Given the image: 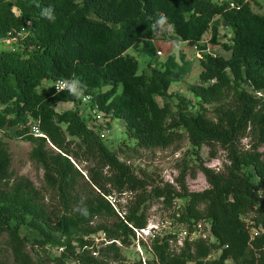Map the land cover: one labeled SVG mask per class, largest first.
I'll return each mask as SVG.
<instances>
[{
  "label": "trees",
  "instance_id": "trees-1",
  "mask_svg": "<svg viewBox=\"0 0 264 264\" xmlns=\"http://www.w3.org/2000/svg\"><path fill=\"white\" fill-rule=\"evenodd\" d=\"M13 6L20 11L19 17L13 14ZM48 6L54 8V22L41 15ZM161 16L167 18L163 28L156 23ZM216 17L228 27L223 40ZM27 22L29 34L22 51L0 50V128L17 129L28 118L39 121L41 131L59 152L50 155L46 138L28 134L33 143L29 157L43 170L46 188L55 193L66 213H71L69 206L78 200L70 192L83 177L68 159L78 154L61 124L70 137L79 140L76 147H83L82 156L93 165L87 169L90 189L76 211L71 216L57 215L40 202L29 179L11 182V158L0 142V234L7 233L14 262L33 264L19 234L24 228L44 252L46 247L60 249L52 257L54 264H127L120 246H130L132 228L146 225L142 205L153 197L165 205L179 198L183 202L179 217L173 213L171 219L189 231L197 222L206 221L213 238L185 240L176 251L169 241L172 234H164L152 240L154 262L264 264V150H259L264 148V102L258 103L238 88L245 83L254 91L264 89V14L253 12L249 0H0V38ZM206 33L210 34L207 43L220 45L229 56L206 53V44H200ZM155 34L198 46L200 84L191 91L203 103L234 88L233 107L217 108L216 122L203 110L172 114L167 103H157L156 97L166 96L170 84L187 72L188 63L182 53L170 54L160 66L150 65L148 73H139L138 61L127 50L140 49L154 56ZM62 79L85 84L88 108L97 106L103 117L122 120L126 135L137 146H168L179 138L177 128H182L193 154L198 156L201 146L217 145L226 152L228 163L221 172L199 165L209 184L203 191L188 192L181 174L175 179L179 191L165 182L147 194L145 180L117 159L77 108L56 110L61 103L83 105L82 98L63 91L56 94L54 84ZM169 113L173 118L166 124ZM89 114L92 117L91 110L88 120ZM247 131L252 137L249 151L240 146ZM113 190L137 194L122 216L105 198ZM94 218L111 223L92 225ZM99 233L119 241L120 246L112 242L97 250L91 239ZM214 252L217 257L211 258Z\"/></svg>",
  "mask_w": 264,
  "mask_h": 264
},
{
  "label": "rangeland",
  "instance_id": "rangeland-1",
  "mask_svg": "<svg viewBox=\"0 0 264 264\" xmlns=\"http://www.w3.org/2000/svg\"><path fill=\"white\" fill-rule=\"evenodd\" d=\"M262 5V8H257L254 4H251V9L255 13L264 14V0H257ZM220 27V38L223 40V33L225 31V24ZM168 32H170L169 26H167ZM210 38V34H205V40ZM153 42L155 47V55L148 56L140 49L129 48L127 53L138 61L139 73H148L149 66L157 67L160 66L170 54L178 56L180 53L184 55L185 61H187V72L182 75L178 81L172 82L168 88V94L166 96H157L156 101L161 106L167 103L171 107V113L174 114L177 111L183 110L185 112H194L196 110H203L206 113L207 118L216 122V109L219 107L230 108L233 107V96L234 88L225 90L220 96L215 98L210 103H203L197 96H195L191 88L199 85V73L200 67V57L201 54L193 49V46H189L185 42H172L165 38L155 34L153 36ZM156 51H161L162 55L157 56ZM206 53H212L213 55L229 56L227 51L221 49L220 45H211L207 48ZM46 84V82H45ZM238 88L244 89L247 93L252 95L258 103L264 102V89L260 91H254L245 83H239ZM56 105L57 111L67 110L77 108L80 116L84 121H89V126L98 130L99 132H104L105 137L103 138L104 144L107 148L116 155L117 159L129 166L137 177L142 178L147 183V194L150 193L152 187L162 186L165 182L174 181L180 178L181 174L184 176V185L188 192H200L209 188V184L206 181L203 174L198 170L199 165L206 166L213 169L214 171L221 172L224 165L228 163L226 152L219 146L215 145L213 148L209 149L207 146H201L199 149V154L196 156L193 154V148L189 143L187 134L182 128H177V132L180 134L179 138L176 139L172 144L168 146H152L148 148H141L136 145L134 139H130L124 128V122L120 119H109L108 117H100L99 119H94L89 114V120L86 117L88 114V104L76 106L73 103ZM92 113V112H91ZM169 113L166 119V124L171 121L172 115ZM62 131L64 132L67 139L72 140L71 148L77 152L78 158L68 156L71 164L80 172L83 179L79 177L78 185L70 192V194L78 198L75 204L69 206L71 213H66L65 208L60 205L56 198L55 193L48 190L43 181V170L40 169L35 162L29 157V152L32 148L33 143L28 140V134L22 132L14 127L0 128V142L5 146L7 152L11 158V164L9 171L11 173V182H15L20 177L29 179L36 191L39 194L40 202L45 205L48 209H53L57 212V215L66 213V215L71 216L72 211H76L82 200L85 198V194L89 191L90 187L86 185V180L88 179L87 169L92 167L93 162L90 160H85L82 156L83 147H76L79 140L72 138L67 134L66 125L61 124ZM252 137L247 131L246 134L240 140V146L242 150L249 151ZM45 148L50 152V155H55L59 150L52 144L46 142ZM260 151L264 148H260ZM211 151L213 155L211 154ZM251 171V170H250ZM193 173L194 176H193ZM104 176H108V171H103ZM254 185H257V179H253ZM174 186L177 184L174 182ZM86 188V189H84ZM179 191V187L176 188ZM115 197L117 209L120 214L123 215L127 211L128 205H130L137 194L134 193H121L116 192L111 193ZM183 202L177 198L174 199L170 205H165L161 200L149 197L147 201L142 205L145 210L147 219L155 218L160 220L170 219L173 213L180 214ZM246 223L250 224L249 218H245ZM204 222V221H203ZM99 223H104L105 225H110L111 220L107 221L101 218H94L92 220V225H97ZM202 229L206 230V226L203 223ZM253 233V232H252ZM19 234L23 237L25 251L31 257L33 264H54L52 262V257L57 256L60 253V249H54L46 247L45 252L40 249L34 242V235L25 230L24 228L19 229ZM93 246L98 250L104 247L107 243L104 242L100 237L96 239H91ZM210 241V240H205ZM213 241V239H212ZM146 242H136L132 240L130 246L122 247L121 254L125 257L127 264H134L138 261L140 257V252L137 249L139 244L140 249L143 252V247L151 246L152 241ZM140 244H143L140 245ZM117 245V244H116ZM177 251V249H176ZM217 257V253H212L211 258ZM68 263H72L68 261ZM0 264H16L13 260L10 248L8 246V236L6 232L0 234ZM73 264V263H72ZM193 264V263H189Z\"/></svg>",
  "mask_w": 264,
  "mask_h": 264
},
{
  "label": "built area",
  "instance_id": "built-area-1",
  "mask_svg": "<svg viewBox=\"0 0 264 264\" xmlns=\"http://www.w3.org/2000/svg\"><path fill=\"white\" fill-rule=\"evenodd\" d=\"M230 6L232 7L234 6V4L231 3ZM29 26H30V23L27 22L25 26L19 29H12L9 32H7L5 36L0 38V50L3 49V50L11 51V52L22 51V49L24 48L23 41L26 38V36L29 34V30L27 28ZM204 40L201 41L200 44L202 43L206 44V49H205V52H206L207 48L211 45L207 43L208 39H206V41ZM193 49L198 53L200 52L197 45H193ZM156 55L161 56L162 52L156 51ZM58 82L59 81H57L54 84L55 89H56V85L58 84ZM85 97L87 98L86 99L82 98L83 105H87L90 102V97L88 95ZM89 110H91L92 117L94 118L92 119V121L99 119L98 113L101 114L100 117L103 116V113L98 111L97 106H94L93 108H89ZM17 129L26 131L27 134L32 135L33 137L47 139L46 135L40 129L38 120L28 118L24 122L20 123L17 126ZM100 137L101 138L105 137V133L103 131L100 132ZM47 142L49 143L48 139H47ZM168 182L169 184L173 185L175 180L168 181ZM105 198L109 201L112 207L119 213V215L122 216L120 214V211L117 209L116 205L114 204V202H116L115 200L116 198L113 197L112 195H108ZM175 216L176 218H178L179 214L177 213L175 214ZM203 223L206 226V230L202 229ZM132 229L134 232L133 240L138 243L143 242V241L148 243L147 241H152L155 238H158V239L162 238L164 234H167V233L172 234V237L169 241L172 244V246L175 248V250L176 249L178 250L179 248H181L185 240L194 241L197 239H202V240L208 239L212 241L213 239L210 233V225L206 221L197 222L196 224L192 226L191 231H189V229L186 226L185 227L180 226V224H178L175 219L170 218L166 220L165 219L160 220V219L150 218V219H147L146 225L144 227L139 228V229H136V228H132ZM96 237H100L107 244L114 242L117 245H120L119 241L108 240L104 233H99V235H95L94 237H92V239L94 240L96 239ZM140 245L143 246V244H140ZM136 247L140 252V257L138 259L140 264H158L153 261L154 258L151 253V246H145V248H143V252L140 249L139 244ZM92 255L96 256L97 251H93Z\"/></svg>",
  "mask_w": 264,
  "mask_h": 264
},
{
  "label": "clouds",
  "instance_id": "clouds-1",
  "mask_svg": "<svg viewBox=\"0 0 264 264\" xmlns=\"http://www.w3.org/2000/svg\"><path fill=\"white\" fill-rule=\"evenodd\" d=\"M12 12L18 17L21 15L20 11L17 9L16 6L12 7ZM41 15L52 22H54L56 19L54 14V8L52 6L43 8L41 11ZM156 23L157 25L163 28V26L167 24V18L161 16ZM86 90H87V86L78 79H71V80L62 79L56 85V94H59L60 92L63 91V92H67L69 95L74 96L77 99H81V98L86 99L87 98L85 97Z\"/></svg>",
  "mask_w": 264,
  "mask_h": 264
},
{
  "label": "crops",
  "instance_id": "crops-1",
  "mask_svg": "<svg viewBox=\"0 0 264 264\" xmlns=\"http://www.w3.org/2000/svg\"><path fill=\"white\" fill-rule=\"evenodd\" d=\"M249 2H250V5L251 4H254L255 6H257V8H262V5L260 4V2L259 1H257V0H249ZM214 23H217L218 25H220L221 27L223 26L222 24V21H220L219 19H218V17H216L215 19H214ZM224 28H225V30H226V32L228 31V27H226V26H224ZM219 31H220V27H219ZM205 39V38H204ZM62 104V103H61ZM63 104H65L64 106H68L67 104H69V102H67V103H63Z\"/></svg>",
  "mask_w": 264,
  "mask_h": 264
}]
</instances>
